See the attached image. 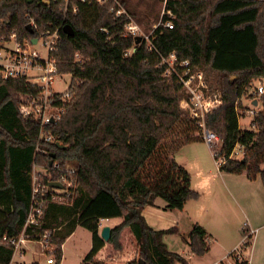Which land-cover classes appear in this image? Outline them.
I'll return each instance as SVG.
<instances>
[{
    "label": "trees",
    "instance_id": "trees-1",
    "mask_svg": "<svg viewBox=\"0 0 264 264\" xmlns=\"http://www.w3.org/2000/svg\"><path fill=\"white\" fill-rule=\"evenodd\" d=\"M117 3L133 14L130 0H0V37L13 31L19 39H32L57 27L60 40L51 55L57 73L70 74L69 98L63 101L57 94L54 100L63 110L59 120L42 128L18 109L21 99L35 97L39 88L24 77L0 78V234L17 235L25 222L33 162L40 161L49 173L38 176L44 185L69 164L73 194L62 201L51 200L53 189L44 194L42 227L54 231L56 264L63 242L78 226L91 239L78 264H102L98 252L106 242L121 249L125 229L138 247L137 258L127 264H188L165 242V236L179 233L178 226L154 229L142 213L157 198L165 201L164 209L181 210L200 196L174 156L183 145L202 138L195 120L180 106L177 82L163 76L160 57L174 52L188 60L203 72L209 89L220 94L221 104L205 115V126L220 138L217 155L224 160L218 169L245 173L248 179L258 176L264 186V89L258 99L261 110L250 120L252 129L239 128L236 112L237 106L244 109L240 99L249 97L248 89H256L258 81L264 85V0L163 1L161 20L138 43L125 30L127 13L115 16ZM66 24L71 34L63 31ZM187 126L191 135L185 133ZM41 131L54 140L43 139ZM236 145L242 149L240 158L230 156ZM113 218L120 221L105 242L99 220ZM181 237L194 255L209 249L208 233L198 222ZM11 252L12 246H2L3 262ZM233 253L230 264H248Z\"/></svg>",
    "mask_w": 264,
    "mask_h": 264
},
{
    "label": "rangeland",
    "instance_id": "rangeland-1",
    "mask_svg": "<svg viewBox=\"0 0 264 264\" xmlns=\"http://www.w3.org/2000/svg\"><path fill=\"white\" fill-rule=\"evenodd\" d=\"M123 8L125 9V6ZM130 8V12L134 15L127 13L126 9L125 12L131 25L137 28L135 36L147 40L149 34L161 20L163 1L130 0L129 10ZM125 30L128 32L126 27ZM34 47L40 50L41 54H44L41 44L37 43ZM78 58L79 56L76 55V59ZM69 83L70 74H59L54 77L52 87L55 91L63 92ZM248 96L243 94L240 99L244 109L241 105L236 108V112L239 114L240 129L253 128L250 125L252 117L245 113V109L251 105L255 106L257 97H252L249 94ZM258 109L261 110V108ZM181 129L184 130L181 127L177 128V130ZM185 133L191 135L192 128L187 126ZM218 146L219 143L214 145L216 148ZM209 147L207 142L202 139L193 140L183 145L174 156L175 160L179 159L190 173L191 187L200 193L201 199L189 201L186 204L184 217L177 220V223H173V225L178 226L179 233L167 235L165 238L167 247L171 251L183 254L188 259V264H220L221 262L230 264L233 262V257L225 258L230 250L231 252L234 251V255L238 252L240 258H245L248 264H264V186L258 176L255 179H246L243 174L223 171V176H220L218 166ZM38 150L40 153L46 152L44 149ZM237 157L240 158V156ZM37 164L36 168L44 171L41 162L39 161ZM67 165L73 168V166ZM157 200L165 202L162 198H157ZM171 211L174 214L178 213V210ZM189 217L195 218L197 220L195 222L201 225L202 223L207 225L209 249L204 255L192 254L188 246L181 240V236H186L192 226ZM120 242L122 248L119 250L106 242L96 258H99L102 264H123L137 258L136 241L127 229L121 233ZM244 243L246 244L243 245ZM61 247L62 259L60 264H78L90 247V232L78 226L65 239ZM183 251L184 253H182ZM26 257L34 258L45 264L44 253L39 247L36 248L35 246L33 253L29 252ZM220 260L222 261L220 262Z\"/></svg>",
    "mask_w": 264,
    "mask_h": 264
},
{
    "label": "built area",
    "instance_id": "built-area-1",
    "mask_svg": "<svg viewBox=\"0 0 264 264\" xmlns=\"http://www.w3.org/2000/svg\"><path fill=\"white\" fill-rule=\"evenodd\" d=\"M69 0H64L68 2ZM81 2L87 0H78ZM96 3L102 4L106 0H95ZM166 1V0H163ZM118 4L115 11V16L118 17L125 13V9ZM114 10V8H111ZM164 9V8H163ZM30 25L35 26L33 21ZM167 27H172L170 21H166ZM126 29L132 34H136V26L130 22L126 24ZM34 38V37H33ZM32 38V39H33ZM35 43L32 39H18L15 32L11 31L7 37L0 38V78L1 79H17L23 78L32 85L39 88V93L34 97L22 98L18 104V109L23 117L33 118L38 120L41 128L48 124L54 123L60 118L63 111L60 107L54 104L56 95L61 94L63 101L69 98V93L66 88L63 92L55 91L52 87L54 77L59 75L55 60L51 53L56 49L60 40L59 29H48L41 32L39 37H35ZM41 44L44 49V54L37 50L35 44ZM129 53V52H128ZM159 65L164 66L163 76L167 79L173 78L178 84V94L180 97V106L188 110L189 115L195 120L198 125L201 138L210 146L213 158L217 155L220 147V138L212 130L205 126V115L213 108L221 104V96L216 91H211L205 81L204 74L201 70L194 69L188 60L180 59L171 52L166 56L160 57ZM264 85L258 82L257 88L248 90V94L252 97H257L256 105L246 107L245 113L248 116L254 117L258 114L260 105L258 99L263 93ZM258 105V106H257ZM41 137L47 141L54 140L50 133L41 131ZM219 143L218 148L214 147ZM242 155V149L236 145L230 156L237 157ZM217 166L224 160L223 156L214 158ZM37 163L33 162L31 175V195L30 203L25 218V222L17 235L9 236L0 234V264H42L34 258L29 259L26 254L33 253V249L39 247L44 253L45 264H56L55 251L56 244L52 241L53 229L42 227L44 216V194L46 191H51V200L62 201L64 198H69L75 187V179L70 175L74 169L67 166L64 172L59 171L58 178L51 180L59 182L60 188L51 187L48 190V184H41L39 174L43 173L49 176V173L38 170ZM56 167L57 164H54ZM49 181V182H51ZM102 226V219L99 220L98 227ZM254 232V231H253ZM33 243V245H31ZM12 246V252L7 262L2 261V246Z\"/></svg>",
    "mask_w": 264,
    "mask_h": 264
},
{
    "label": "crops",
    "instance_id": "crops-1",
    "mask_svg": "<svg viewBox=\"0 0 264 264\" xmlns=\"http://www.w3.org/2000/svg\"><path fill=\"white\" fill-rule=\"evenodd\" d=\"M177 162H179L180 164H182V165H184L183 163H181L180 161H179V159H177ZM218 169V168H217ZM218 173H219V175L221 176H223V174H222V171H220L219 169H218ZM241 174H243V175H245V173H241ZM246 176V175H245ZM246 179H248L247 177H246ZM255 179V178H254ZM201 196V195H200ZM200 196H199V198L197 199V200H190V201H199L201 198H200ZM189 201H187L186 203H185V205H184V207L181 209V210H178V213L177 214H174L171 210H166V209H164V206H165V202H163V201H158L157 199H155V201H154V205H147V206H145L144 207V209H143V211H142V213H143V215H144V217H145V219H146V221H147V223L152 227V228H154V229H164V228H167V227H170V226H172L173 225V223H177V220H180V218H183L184 217V210H185V206H186V204L188 203ZM188 214H189V212H188ZM189 219L191 220V222H192V224L195 222V221H197L195 218L194 219H192V218H190L189 217ZM119 221H120V219H118V218H113V219H102V226L99 228V232H100V230H101V228L103 227V226H109L110 228L112 227V226H114V225H116V224H118L119 223ZM172 224V225H171ZM202 225H203V227L205 228V230H206V232H208L207 231V225L204 223H202ZM77 228V227H76ZM75 231V230H74ZM73 231V232H74ZM71 235V234H70ZM165 238H166V236H165ZM90 246H91V239H90ZM90 249V247H88V249H87V252H88V250ZM102 250V249H101ZM100 250V251H101ZM233 250V249H232ZM99 251V252H100ZM86 252V253H87ZM98 252V253H99ZM231 252V250L227 253V255H226V257L225 258H227L228 257V255H229V253ZM85 253V254H86ZM182 253H184V251L182 252ZM84 254V255H85ZM83 258V257H82ZM99 259V258H98ZM81 261V260H80ZM222 260H220V262H221ZM217 262V261H216ZM215 263V262H214Z\"/></svg>",
    "mask_w": 264,
    "mask_h": 264
},
{
    "label": "water",
    "instance_id": "water-1",
    "mask_svg": "<svg viewBox=\"0 0 264 264\" xmlns=\"http://www.w3.org/2000/svg\"><path fill=\"white\" fill-rule=\"evenodd\" d=\"M63 31L66 33V34H71L72 33V29L69 25H64L63 26ZM141 40V37L140 36H136V41L135 43H138L139 41ZM36 41V38H33L32 39V43H35ZM254 104L256 103L255 101L253 102ZM56 144L59 145L60 144V141H56ZM61 146V145H59ZM51 160L49 161V164H51ZM51 187H55V188H60L61 187V184L59 182H55V181H51L48 183V190H50ZM109 234H110V227L109 226H103L99 232V235L100 237L106 242L109 238ZM123 264H127V262L123 263Z\"/></svg>",
    "mask_w": 264,
    "mask_h": 264
}]
</instances>
